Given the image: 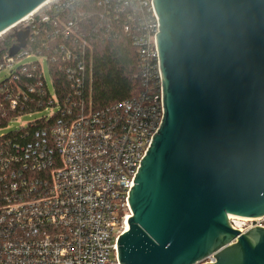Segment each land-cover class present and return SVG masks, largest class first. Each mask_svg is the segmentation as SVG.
<instances>
[{"label":"built area","instance_id":"2783aa9c","mask_svg":"<svg viewBox=\"0 0 264 264\" xmlns=\"http://www.w3.org/2000/svg\"><path fill=\"white\" fill-rule=\"evenodd\" d=\"M92 18L93 30L86 27ZM110 20L122 21L131 37L142 91L95 108L93 39L107 36ZM158 20L153 0H50L9 27L26 21L29 34L15 55L9 49L17 41L0 44V71H9L0 107L48 93L45 108L57 111L0 134V264H123L117 241L129 229V192L162 123ZM34 54L63 71L65 94L50 71L51 94L40 61L22 62ZM19 73L25 78L17 85ZM229 219L241 232L264 227V214Z\"/></svg>","mask_w":264,"mask_h":264},{"label":"water","instance_id":"95a60500","mask_svg":"<svg viewBox=\"0 0 264 264\" xmlns=\"http://www.w3.org/2000/svg\"><path fill=\"white\" fill-rule=\"evenodd\" d=\"M45 1L0 0V33ZM153 3L162 123L129 192L119 261L264 264V227L229 219L264 214V0Z\"/></svg>","mask_w":264,"mask_h":264},{"label":"trees","instance_id":"16d2710c","mask_svg":"<svg viewBox=\"0 0 264 264\" xmlns=\"http://www.w3.org/2000/svg\"><path fill=\"white\" fill-rule=\"evenodd\" d=\"M92 8H96V5H89V9L92 10ZM92 11H97V9ZM96 23H98V20L92 18L86 27L93 30ZM107 27L109 29L107 36L102 34L96 36L95 34L93 39L94 80L92 92L95 108L108 107L121 100L136 96L142 91L138 79L134 78L138 72L135 48L132 46L131 37L123 31V22L110 20L107 21ZM47 40L50 42L51 39ZM15 41V36L8 34L4 43L10 46ZM57 41L59 40L57 39ZM38 43H41V41ZM47 62L55 80V89L62 96L67 90L65 75L55 64V61L47 60ZM24 78V75H20L17 85L23 84ZM47 101L48 93H45L42 96L36 95L32 102L16 109H10L7 104H4L3 107H0V127L7 126L20 113L45 108Z\"/></svg>","mask_w":264,"mask_h":264},{"label":"rangeland","instance_id":"374dc122","mask_svg":"<svg viewBox=\"0 0 264 264\" xmlns=\"http://www.w3.org/2000/svg\"><path fill=\"white\" fill-rule=\"evenodd\" d=\"M26 27V21H23L21 23H19L18 25H16L15 27H13L12 29H9L8 31H6L5 34L0 36V44L3 42V40L5 39L6 35L8 34H12L14 35L16 32H18L19 30H22ZM34 61H40L41 62V66L42 69L44 71L45 74V79L48 83L49 89L51 91V94L54 93V87H53V83H52V76L49 70V66H48V62L46 59L43 58V55L41 54H34L31 57H26L22 59L23 63H29V62H34ZM9 75V71L8 70H1L0 71V82L7 78ZM57 109H51L49 106L40 110H35L33 112H26L25 114L11 120L9 122V125L6 126L5 128H2L0 130V134H4L7 133L11 130H15L18 129L21 126H25L27 123L29 122H33L36 121L40 118L43 117H47L49 116L51 113L56 112Z\"/></svg>","mask_w":264,"mask_h":264},{"label":"bare ground","instance_id":"6f19581e","mask_svg":"<svg viewBox=\"0 0 264 264\" xmlns=\"http://www.w3.org/2000/svg\"><path fill=\"white\" fill-rule=\"evenodd\" d=\"M47 1L49 2L50 0H47ZM47 1H46V2H47ZM127 227H129V225H128V224H127Z\"/></svg>","mask_w":264,"mask_h":264}]
</instances>
